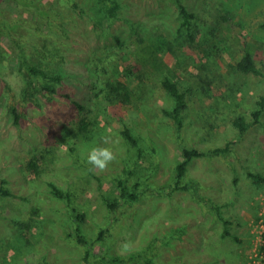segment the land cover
<instances>
[{
  "label": "rangeland",
  "instance_id": "374dc122",
  "mask_svg": "<svg viewBox=\"0 0 264 264\" xmlns=\"http://www.w3.org/2000/svg\"><path fill=\"white\" fill-rule=\"evenodd\" d=\"M78 1L80 22L67 33L64 59L51 68L63 78L61 95L52 101L18 103L26 76L12 56V41L0 36V180L14 194L0 199V239H10L0 260L86 264L89 252L90 264H114V258L147 264V257L153 264H253L264 180L256 183L249 172L264 175V111L245 135L233 121L245 115L252 123L264 95V0H116L115 18L98 0ZM178 1L194 14L189 26L182 25ZM1 5L14 16L23 14L15 0ZM26 17L27 24L34 22ZM146 46L158 51L187 93L181 130L162 113L174 100L155 66H135ZM249 47L263 76L237 69ZM118 68L144 77L131 84L137 97L119 107L109 108L106 95L94 103L97 76ZM63 94L86 105L88 117L101 123L90 145L76 153L66 144L81 116ZM10 104L20 108L19 125ZM121 118L139 146L117 133L124 128ZM103 138L118 158L100 173L89 170L86 153ZM228 142L234 144L230 153L194 159L181 183L189 186L175 187L185 148L209 150ZM46 151L39 176L28 175L26 162ZM125 176L130 189L142 183L135 202L126 203L117 187L115 178ZM49 182L73 193L71 200L58 199ZM107 200L119 203L114 212ZM12 220L30 221L31 227L20 232Z\"/></svg>",
  "mask_w": 264,
  "mask_h": 264
},
{
  "label": "trees",
  "instance_id": "16d2710c",
  "mask_svg": "<svg viewBox=\"0 0 264 264\" xmlns=\"http://www.w3.org/2000/svg\"><path fill=\"white\" fill-rule=\"evenodd\" d=\"M18 6L23 10L21 15H12L7 12L1 5L0 0V36H6L12 41V56L19 60L20 69L25 73L24 87L20 92V99L18 103H21L22 107L29 103L39 104L40 98H46L48 101H52L60 94V88L63 85V78L60 75L53 74L52 69L54 64L64 59V47L67 45L65 39L68 37L69 30L80 22V16L83 14V10L80 7L78 0H15ZM99 4L106 11V14L110 18L117 16V10L119 4L116 0H98ZM180 8V14L182 15L183 26H189L191 19L194 18V14L190 13L185 5L181 1H178ZM32 16L33 23H26V16ZM27 25L28 27H26ZM120 42V40H119ZM137 66L140 71L144 70V66L148 64L155 66V72L160 75V82L162 88L167 94L174 100L172 108H162V113L171 119L177 126V129L181 130L184 126V113L188 107L187 93L182 90L181 82L178 75L168 69L165 70V66L161 63L158 56V51L153 47L146 46L137 54ZM11 56V57H12ZM136 68V67H135ZM142 68V69H141ZM237 69L244 73H252L256 76H263V71L258 67L253 51L251 48L245 49V56L237 64ZM135 70H114L112 74L107 73L98 75L97 80L93 82L94 89V103L98 104L101 96L106 95L108 107H119L131 102L132 97H137L136 93L131 88L135 81L144 79L142 75H135ZM98 73V72H97ZM141 78V79H139ZM11 96V95H10ZM63 98L74 105L79 112L80 120L77 128H73L70 134L69 143L66 144L70 153H76L81 151L84 146L90 145V142L94 140L95 128L100 127L101 123L97 119H91L88 114L91 113L86 105L75 100L71 94H63ZM9 99V98H7ZM10 102H14L15 98L11 96ZM11 105V110L15 116L16 125L20 124V108L14 104ZM259 108L252 111L253 122L249 123L245 115H239L233 121V124L238 129L240 135L245 133L253 125L260 122V117L264 111V95L257 101ZM108 108L101 110L100 112L107 113ZM123 130L117 131L119 136L124 137L131 145L139 146L138 136L128 125V123L121 118ZM101 129V127H100ZM236 143V142H235ZM233 143L228 142L225 146H217L209 150H199L196 148H185L183 150L184 159L176 166V188L186 189L189 185H182L181 183L186 176L188 166L196 158L221 156L227 155L231 152V146ZM82 146V147H81ZM51 150H49V153ZM46 153H41L42 158L38 159L36 155L31 157L25 164L27 174L30 176H39L41 166L39 165L41 160L46 158ZM141 156V155H140ZM139 156V157H140ZM249 175L254 179L256 183L264 180L263 174H256L249 172ZM117 181V187L121 190V196L126 199V203L135 202L139 199L138 191L141 186V181H137L133 188L130 189L128 176L115 178ZM8 182L5 179L0 180V199L13 197L14 194L7 186ZM52 193L61 200H71L73 193H65L55 183H48ZM111 211H115L119 206L118 202L106 201ZM32 213L28 220H31ZM221 219L226 225L229 224L227 220L221 216ZM15 230L18 228L20 232H23L26 228H30V221L23 222L21 220H12ZM25 228V229H24ZM103 231L101 235H103ZM228 233V232H227ZM229 234V233H228ZM83 237L80 238L82 243ZM7 241L10 239H0V252L5 251ZM5 258V257H4ZM147 264H153L147 257ZM4 259L0 260V264H4ZM86 264L89 262V252L85 257ZM114 264H121L122 261L119 258L110 259Z\"/></svg>",
  "mask_w": 264,
  "mask_h": 264
},
{
  "label": "clouds",
  "instance_id": "9594fccd",
  "mask_svg": "<svg viewBox=\"0 0 264 264\" xmlns=\"http://www.w3.org/2000/svg\"><path fill=\"white\" fill-rule=\"evenodd\" d=\"M109 140L103 138L98 143L90 146L86 153V163L91 166L89 170H96L100 173L106 171L111 164L117 161L118 154L108 145ZM127 247V245L125 246Z\"/></svg>",
  "mask_w": 264,
  "mask_h": 264
},
{
  "label": "built area",
  "instance_id": "2783aa9c",
  "mask_svg": "<svg viewBox=\"0 0 264 264\" xmlns=\"http://www.w3.org/2000/svg\"><path fill=\"white\" fill-rule=\"evenodd\" d=\"M262 203H264V201ZM256 220H257L256 221L257 248L252 263L264 264V207H262L261 211L258 214V218Z\"/></svg>",
  "mask_w": 264,
  "mask_h": 264
}]
</instances>
